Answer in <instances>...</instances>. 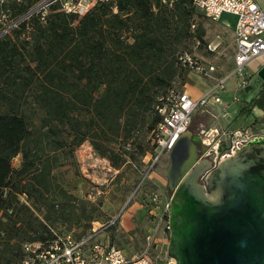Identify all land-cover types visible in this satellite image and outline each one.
Returning a JSON list of instances; mask_svg holds the SVG:
<instances>
[{
	"label": "trees",
	"instance_id": "trees-1",
	"mask_svg": "<svg viewBox=\"0 0 264 264\" xmlns=\"http://www.w3.org/2000/svg\"><path fill=\"white\" fill-rule=\"evenodd\" d=\"M43 1L0 0V264H21L23 245L52 240L59 223L99 221L100 204L69 193L63 170L86 141L118 169L134 158L118 144L153 142L180 69L174 46L196 8L104 0L79 16L52 0L31 13ZM255 109L264 111V86L239 115Z\"/></svg>",
	"mask_w": 264,
	"mask_h": 264
},
{
	"label": "rangeland",
	"instance_id": "rangeland-1",
	"mask_svg": "<svg viewBox=\"0 0 264 264\" xmlns=\"http://www.w3.org/2000/svg\"><path fill=\"white\" fill-rule=\"evenodd\" d=\"M64 5L78 3V0H60ZM42 9V8H39ZM38 9V10H39ZM8 16L3 14L0 21L7 25ZM195 24V27L192 24ZM190 30L182 40L174 46L175 57L178 59V75L172 81L170 88L164 93V101L160 105V113L168 110L174 101L177 91L184 90L187 82H195L197 79H206L214 83V79L207 78L193 67L185 65V61L192 60L202 67L215 66V77L218 79L230 75L234 70V56L236 52L235 34L232 30L223 29L217 22L211 21L203 11L194 8L190 19ZM185 26V22L181 24ZM203 31L202 38L197 36L198 29ZM219 36V37H218ZM209 44L216 49H210ZM190 69L189 73L186 70ZM236 79H231L219 94L226 104L219 105L222 115H216L214 106L198 107L193 114L192 125L197 127L196 122H202L207 126L208 122L221 125L219 119L224 118L228 112H232L237 120L235 127L241 124L250 123L255 129L264 130V111L255 109L251 114L239 115L241 105L251 100L258 90L238 91L234 88ZM194 84V83H192ZM239 95L234 100V94ZM223 106V107H222ZM208 112H207V110ZM212 115H211V114ZM236 119V117H235ZM199 120V121H198ZM248 122H247V121ZM232 125H225L230 128ZM141 136H137L138 141ZM150 135L148 136L149 139ZM132 139L122 142L117 147H125L130 150L134 158H127V161L118 169L107 158L95 152L89 141L84 142L76 150V164L68 173L64 172L65 185L72 195L85 201L99 203L101 214L99 222L103 226L108 225L114 217H118L117 223L111 228L105 229L104 233L116 246L124 249L130 256L146 254L157 264H161L167 258L170 231L169 215L170 200L173 191L170 187V180L167 171L170 165V154L165 152L161 159L153 165L152 151L145 156L140 154L141 148L148 147L155 152V145L143 141L142 146L131 145ZM21 157L13 160L14 167H19ZM128 218V223L123 221ZM94 222V221H93ZM93 222L82 221L78 223H59L54 227L56 233L72 231L75 236L85 235L93 226Z\"/></svg>",
	"mask_w": 264,
	"mask_h": 264
},
{
	"label": "water",
	"instance_id": "water-1",
	"mask_svg": "<svg viewBox=\"0 0 264 264\" xmlns=\"http://www.w3.org/2000/svg\"><path fill=\"white\" fill-rule=\"evenodd\" d=\"M200 144L187 131L169 152L167 255L176 264H264V138L217 165L199 159Z\"/></svg>",
	"mask_w": 264,
	"mask_h": 264
},
{
	"label": "built area",
	"instance_id": "built-area-1",
	"mask_svg": "<svg viewBox=\"0 0 264 264\" xmlns=\"http://www.w3.org/2000/svg\"><path fill=\"white\" fill-rule=\"evenodd\" d=\"M97 1L104 0H78L75 5L67 2L63 8L68 13L82 16ZM193 4L214 22L220 21L224 13L237 17L235 66L230 75L218 79L215 77V66L202 67L189 59L188 62L194 69L207 78L214 79L215 82L199 100L193 99L184 90L175 92L173 104L163 112V119L154 133L153 165L165 152L169 153L187 131H192L194 137L201 143L199 159H210L213 165L231 156L248 142L256 138H264V130L252 126L229 129L219 126L207 127L200 122L194 129L192 125L193 114L198 107L207 108L214 104L226 106L219 91L225 90L231 79H236L237 92L246 90L250 86L249 64L264 56V9L256 0H193ZM209 48L216 49L217 46L213 48L209 45ZM238 99L239 95L235 93L234 100ZM212 116L216 117L215 114ZM117 220L118 217H114L105 226L99 221H94L92 228L81 237L75 236L72 231L58 234L53 230L55 238L52 240L45 243L29 242L23 245L24 258L21 264H157L146 254L130 256L124 249L110 241L104 230L115 225ZM161 264H176V260L167 255Z\"/></svg>",
	"mask_w": 264,
	"mask_h": 264
},
{
	"label": "crops",
	"instance_id": "crops-1",
	"mask_svg": "<svg viewBox=\"0 0 264 264\" xmlns=\"http://www.w3.org/2000/svg\"><path fill=\"white\" fill-rule=\"evenodd\" d=\"M256 1L264 9V0H256ZM217 23L219 24L221 28L232 30L235 34V26L237 23V17L235 15L230 14V13H224L220 21H218ZM216 46L218 45H215V47ZM248 72L250 74L251 84L247 88L248 90L246 89L247 90L246 92H249L250 90L255 92L256 90H259L260 88H262L264 86V56L251 62L248 67ZM192 83L187 82L184 85V91H186L195 100H199L201 97H203L209 91L210 87L212 86V83L208 82L206 79H197L195 82H192ZM236 86H237V82L235 81L234 86H233L234 90L236 89ZM213 106L216 112V116L222 115V109L219 107V105L214 104ZM237 117H238L237 115L235 116L232 112H228L227 110L226 117L224 118L222 116L221 119H219L221 122V125L215 124L214 122H208L207 127H216V126L218 127L219 126L222 128H226L225 125L231 124L232 126L229 129H236L240 127L250 126L251 122L247 124L243 123L241 124V126L235 127L236 126L235 121L237 120ZM216 118H218V116ZM198 123L196 122L195 125H198ZM123 221H126V223H128V218L123 217Z\"/></svg>",
	"mask_w": 264,
	"mask_h": 264
},
{
	"label": "flooded vegetation",
	"instance_id": "flooded-vegetation-1",
	"mask_svg": "<svg viewBox=\"0 0 264 264\" xmlns=\"http://www.w3.org/2000/svg\"><path fill=\"white\" fill-rule=\"evenodd\" d=\"M199 124V123H198ZM197 127H194V129H196Z\"/></svg>",
	"mask_w": 264,
	"mask_h": 264
}]
</instances>
